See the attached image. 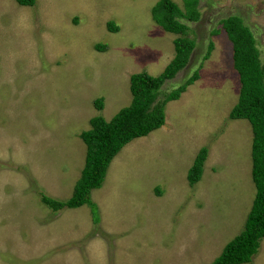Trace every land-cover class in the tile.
<instances>
[{"label": "rangeland", "instance_id": "1", "mask_svg": "<svg viewBox=\"0 0 264 264\" xmlns=\"http://www.w3.org/2000/svg\"><path fill=\"white\" fill-rule=\"evenodd\" d=\"M155 1L0 0V264H207L242 229L255 192L251 130L228 117L239 81L219 19L240 16L264 62V0H199L200 18L187 22L190 59L159 92L192 72L209 40L213 48L199 77L166 103L162 128L114 155L89 195L96 223L86 204L52 211L39 199L70 196L88 119L108 120L130 101L131 73L157 75L173 56L174 35L150 16ZM201 146V176L189 185ZM242 264H264V237Z\"/></svg>", "mask_w": 264, "mask_h": 264}, {"label": "trees", "instance_id": "2", "mask_svg": "<svg viewBox=\"0 0 264 264\" xmlns=\"http://www.w3.org/2000/svg\"><path fill=\"white\" fill-rule=\"evenodd\" d=\"M14 1L25 6L35 3V0ZM181 1L182 6L172 0H156L150 7V16L155 23L174 35L173 56L157 75H150L145 71L131 73L128 76L130 101L108 120L100 114L88 119L89 127L78 134L85 145L84 160L70 196L58 200L39 194L40 201L50 210L76 208L86 204L92 222L96 223L97 208L89 195L92 189L100 187L111 159L133 138L145 136L159 128L164 123L166 102L177 99L186 86L199 77L198 69L213 48L210 40L192 72L173 89L159 92L163 82L174 77L187 64L195 46L194 40L187 34V22L200 18L199 0ZM105 24L109 31L117 30L113 21L108 20ZM219 25L231 44L232 67L239 81L237 99L230 108L228 117L246 119L250 125V176L255 192L242 229L225 242L220 252L207 264H241L251 260L264 237V62L259 58L250 29L240 16L229 14L219 19ZM220 30L213 29L210 33L216 35ZM94 48L102 51L105 45L95 43ZM92 104L95 109H102V97L94 98ZM206 155L207 148L201 146L186 171L189 185L199 180Z\"/></svg>", "mask_w": 264, "mask_h": 264}, {"label": "crops", "instance_id": "3", "mask_svg": "<svg viewBox=\"0 0 264 264\" xmlns=\"http://www.w3.org/2000/svg\"><path fill=\"white\" fill-rule=\"evenodd\" d=\"M183 92H184V91H183ZM167 102H168V101H167ZM167 102H166V103H167ZM165 105H166V104H165ZM102 107H103V106H102ZM164 107H165V106H164ZM100 110H102V109H100ZM100 110H99V111H100ZM101 116H102V115H101ZM102 117H103V116H102ZM105 120H107V119H105ZM161 126H163V125H161ZM161 126H160V127H161ZM161 128H162V127H161ZM156 129H157V128H156ZM111 160H112V159H111ZM109 163H110V162H109ZM106 170H107V169H106ZM105 173H106V172H105ZM102 182H103V181H102ZM101 184H102V183H101ZM194 184H195V183H194ZM100 186H101V185H100ZM90 193H92V191H90ZM89 213H90V212H89ZM97 213H98V212H97ZM221 248H222V247H221ZM220 250H221V249H220ZM219 252H220V251H219ZM209 262H210V261H209ZM241 264H242V263H241Z\"/></svg>", "mask_w": 264, "mask_h": 264}, {"label": "water", "instance_id": "4", "mask_svg": "<svg viewBox=\"0 0 264 264\" xmlns=\"http://www.w3.org/2000/svg\"><path fill=\"white\" fill-rule=\"evenodd\" d=\"M189 59H190V55H189ZM189 59H188V61H189ZM188 61H187V63H188Z\"/></svg>", "mask_w": 264, "mask_h": 264}]
</instances>
